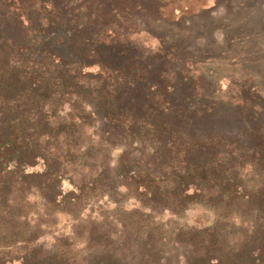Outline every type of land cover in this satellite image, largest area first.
I'll list each match as a JSON object with an SVG mask.
<instances>
[{
    "label": "trees",
    "instance_id": "1",
    "mask_svg": "<svg viewBox=\"0 0 264 264\" xmlns=\"http://www.w3.org/2000/svg\"><path fill=\"white\" fill-rule=\"evenodd\" d=\"M150 1L0 0V237L19 233L14 191L36 185L54 204L84 192L66 157L85 129L62 120L56 108L68 95L96 102L90 113L80 108L83 122L100 120L104 133L153 148L145 159L125 153L117 170L145 205L180 210L203 200L251 214L236 241L222 221L186 231L192 248L185 264H264V122L252 112L245 115L254 128L221 126L196 56L180 43L153 48L137 37ZM101 169L92 185L112 182ZM16 259L77 264L60 253L16 257L0 250V264ZM91 264L127 263L99 256Z\"/></svg>",
    "mask_w": 264,
    "mask_h": 264
},
{
    "label": "rangeland",
    "instance_id": "2",
    "mask_svg": "<svg viewBox=\"0 0 264 264\" xmlns=\"http://www.w3.org/2000/svg\"><path fill=\"white\" fill-rule=\"evenodd\" d=\"M149 4L136 26L137 37L153 48L165 42L180 43L196 56L210 82L207 101L216 102L221 126L254 128L251 115H245L252 112L264 122V0H151ZM82 106L90 113L96 102L77 103L65 95L56 108L62 120L82 123L85 129L77 152L66 157L68 174L79 184L85 183L84 192L76 198L67 193L63 203L54 204L44 199L36 185L14 191L9 195L10 205H20V212L12 210L20 222L19 233L0 237V250L16 257L27 250L41 258L60 253L77 264H91L99 256H115L127 264L144 260L185 264L192 248L185 235L189 229L222 221L228 238L236 241L243 226H250L251 214L239 207L215 209L203 200H194L180 210L145 205L117 176V170L125 153L135 160L145 159L153 148L104 133L100 120L83 122ZM51 142L49 139L48 147ZM101 168L112 182L92 185ZM71 189L66 182V192Z\"/></svg>",
    "mask_w": 264,
    "mask_h": 264
}]
</instances>
